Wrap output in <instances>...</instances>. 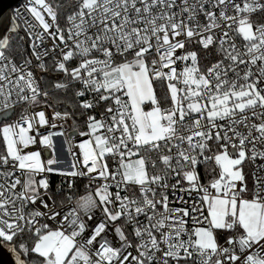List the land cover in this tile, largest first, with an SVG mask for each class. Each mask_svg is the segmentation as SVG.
<instances>
[{
	"label": "snow or ice",
	"instance_id": "snow-or-ice-1",
	"mask_svg": "<svg viewBox=\"0 0 264 264\" xmlns=\"http://www.w3.org/2000/svg\"><path fill=\"white\" fill-rule=\"evenodd\" d=\"M11 25L0 242L16 264H264V0H26ZM56 137L71 170L55 167ZM48 173L87 176L98 200L57 211Z\"/></svg>",
	"mask_w": 264,
	"mask_h": 264
},
{
	"label": "built area",
	"instance_id": "built-area-1",
	"mask_svg": "<svg viewBox=\"0 0 264 264\" xmlns=\"http://www.w3.org/2000/svg\"><path fill=\"white\" fill-rule=\"evenodd\" d=\"M25 3H26V0H22L17 5H15L12 9V15L16 16L17 10L22 12L24 9ZM192 47L195 48L196 45L193 44ZM200 63H201V61H200ZM55 79H58V77H55ZM143 107H144V110H150V107L147 104H145ZM98 113H99V110H97L96 114L98 115ZM46 115L49 118L51 117V109H49L47 111ZM84 119H85L84 117L78 116L76 121L79 123V122H82ZM71 123H72V121L69 120L68 125H71ZM69 130H70V128H69ZM41 132H44L45 134H47L45 129H41ZM29 134L34 135L35 133L30 132ZM84 139H87V137H80L79 135H76L73 137V142H74V144H78L79 142H82ZM2 140H3V136H2V134H0V150L6 151V146H4L2 144ZM63 140H64L63 137L54 138V144L56 146L58 158L61 159L62 161H65L63 163L55 165V167L59 168V169H63V170H71L70 165L72 163V160H71V154L68 152L67 144H63V150L61 151V146H62ZM36 150H40V145H39L38 141L36 144L30 145L27 149H22V152L27 153V152L36 151ZM73 151L78 154L79 149L74 148ZM80 160H81V163L79 164V167L83 168L82 158H80ZM105 163L108 164L112 170H114L116 167V165L110 160H105ZM213 166H214V160L209 163V167L212 168ZM84 170L86 171V169H84ZM244 171L249 172L250 169L246 166ZM198 175H199L201 184L209 183L211 181V179L213 178L212 175H208L206 178L204 165H200L198 167ZM47 176H48V180H49V189L47 191H48V194L51 195L52 199L50 200L48 198V195L43 196V199L46 203L49 204L50 207L53 205V200H54L57 211H61V210L68 211L72 208V206L68 203L69 197L81 198L85 195H88L90 192L93 195L95 194L96 184L90 185L88 183L87 176L78 177V178H68V179L62 178L58 173H48ZM37 179H39V177H37ZM204 179H208V180L204 181ZM68 180H74V183H73V186L71 189L69 188ZM100 182L102 183L103 181H100ZM248 182H249V185L251 186V179H249ZM44 191L45 190L41 189V192H44ZM109 191H111L115 194L116 189L111 188V189H109ZM124 194L125 193L122 190L121 195H124ZM94 198H96L98 200V197H95V195H94ZM113 199H114V196H113ZM115 206H118V202H117V205H115ZM31 207L36 208V209L43 211V212L48 211V209H45L40 204V201H37L36 205L31 206ZM205 212H206V208H205ZM84 219L87 222L88 227H87L85 233L82 235L84 237H86L89 234V231H91L94 222L96 220L102 219V216H101L99 211H96L93 221H88L87 217H84ZM48 223L51 224V221H48ZM129 230H130V226H129ZM109 234H110V238H114V231L112 229H109ZM17 237H20V236H17ZM17 237H14V238H17ZM77 239H80V238L78 237Z\"/></svg>",
	"mask_w": 264,
	"mask_h": 264
},
{
	"label": "water",
	"instance_id": "water-1",
	"mask_svg": "<svg viewBox=\"0 0 264 264\" xmlns=\"http://www.w3.org/2000/svg\"><path fill=\"white\" fill-rule=\"evenodd\" d=\"M22 0H0V39L11 34L12 9ZM0 264H12L0 247Z\"/></svg>",
	"mask_w": 264,
	"mask_h": 264
},
{
	"label": "trees",
	"instance_id": "trees-1",
	"mask_svg": "<svg viewBox=\"0 0 264 264\" xmlns=\"http://www.w3.org/2000/svg\"><path fill=\"white\" fill-rule=\"evenodd\" d=\"M60 2L66 4L68 6V11H71V6L75 4V0H60ZM61 23H63V19L61 20ZM25 47H27V46H25ZM200 55L203 56L204 53L201 52ZM204 63H206V61L201 60V65H203ZM155 92L158 96L163 95V89L160 87H156ZM70 102H71V98L69 99V101H66L64 104L59 105V107L61 108V110H64L65 108H67V110L69 112H71L72 108L69 106ZM77 111H79V110L77 109ZM77 117L78 116H76L75 119H77ZM209 169H211V167H209ZM207 180L208 179H204V181H207ZM14 240L16 241L17 247H18L19 243L22 242L21 237L14 238ZM23 241H26L29 245H31V243H32V241L29 239V237L27 235L23 236ZM0 244H3L4 246L9 247V245L7 243L0 242ZM31 255L35 256L36 254H31Z\"/></svg>",
	"mask_w": 264,
	"mask_h": 264
},
{
	"label": "clouds",
	"instance_id": "clouds-1",
	"mask_svg": "<svg viewBox=\"0 0 264 264\" xmlns=\"http://www.w3.org/2000/svg\"><path fill=\"white\" fill-rule=\"evenodd\" d=\"M68 203L72 206V208L77 209L78 214H83V209L79 207L80 198H71L70 200H68Z\"/></svg>",
	"mask_w": 264,
	"mask_h": 264
},
{
	"label": "rangeland",
	"instance_id": "rangeland-1",
	"mask_svg": "<svg viewBox=\"0 0 264 264\" xmlns=\"http://www.w3.org/2000/svg\"><path fill=\"white\" fill-rule=\"evenodd\" d=\"M0 247L2 248L3 252L7 256V258L11 261L12 264H16L15 259L13 257V254L8 250L9 247L4 246L3 244H0Z\"/></svg>",
	"mask_w": 264,
	"mask_h": 264
},
{
	"label": "crops",
	"instance_id": "crops-1",
	"mask_svg": "<svg viewBox=\"0 0 264 264\" xmlns=\"http://www.w3.org/2000/svg\"><path fill=\"white\" fill-rule=\"evenodd\" d=\"M218 231H222V230H218ZM223 241V238L221 237V242Z\"/></svg>",
	"mask_w": 264,
	"mask_h": 264
}]
</instances>
